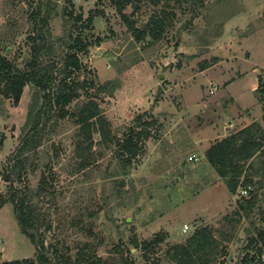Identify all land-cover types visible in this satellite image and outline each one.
Masks as SVG:
<instances>
[{
  "label": "rangeland",
  "instance_id": "obj_1",
  "mask_svg": "<svg viewBox=\"0 0 264 264\" xmlns=\"http://www.w3.org/2000/svg\"><path fill=\"white\" fill-rule=\"evenodd\" d=\"M43 1H49L50 41L55 60H60L66 50L62 42L72 31L62 13L68 3ZM72 1L83 18L94 8L104 11L93 18L91 28L79 27L91 45L79 54L86 68L74 77L116 83L111 94L97 93L94 87L80 89V100L96 98L117 137L139 121L151 122L145 152L122 169L113 149L96 143L83 165L75 148L77 126L65 118L45 130L37 148L19 156L25 159L23 177L9 185L3 176L8 157L29 128L31 104L41 102L29 83L17 105L0 93V197L6 198L13 188L27 194L50 253L56 248L57 254L67 252L74 258L88 243L110 264H121L125 257L145 264L144 251L132 239L141 242L164 231V242L149 257L165 258L169 245L209 225L226 246L219 264H240L245 253L253 252L246 248L249 234L264 226V156L255 160L250 187L257 195L256 206L249 216L239 217L233 212L242 195L228 191L201 151L249 121H258L264 130V96L260 99L258 88L264 85V0L183 4L185 8L174 9L173 24L159 41H136L106 1ZM38 2L0 0V54L20 69L27 68L32 56L30 36L36 29L33 10ZM157 9L146 2L130 18L142 26ZM131 11L128 5L126 12ZM39 58L48 62L45 56ZM191 154L198 159L190 160ZM43 177L45 188L39 191ZM221 233L229 238H221ZM34 256V246L21 232L8 201L0 208V264Z\"/></svg>",
  "mask_w": 264,
  "mask_h": 264
},
{
  "label": "trees",
  "instance_id": "obj_2",
  "mask_svg": "<svg viewBox=\"0 0 264 264\" xmlns=\"http://www.w3.org/2000/svg\"><path fill=\"white\" fill-rule=\"evenodd\" d=\"M99 1H106L114 7L136 41L146 38L159 41L163 38L167 27L173 24L176 7L185 8L183 4L186 3L189 4L188 7H194L197 3H203V0ZM48 2L40 0L33 10L36 29L30 36L33 41L32 56L27 68H18L12 60L0 54V93L5 98L12 99L13 103L17 105L23 88L31 83L41 95V102L33 103L30 106L27 119L29 128L16 148V152L8 157L9 164L3 176L9 185L21 182L23 177L25 159L19 156L37 148L45 130L47 128L48 131L53 130L59 120L70 118L77 126L75 148L76 153L83 157L81 162L83 165L88 164L91 156L86 154H89L97 143L101 146L111 147L120 167L124 169L144 154L145 141L151 135L148 129L151 122L139 121L135 126H130L122 137H117L111 133L109 122L103 115L102 108L96 98L88 95L87 98L80 100L81 93H83L80 89L94 87L97 93L111 94L116 87V83L113 81L99 84L93 82L92 79L79 81L74 77L75 73L86 68L79 54L85 53L91 45L88 38L82 35V30L79 27L91 28L93 18L97 15L102 16L104 11L94 8L89 10L86 18H83L81 11L75 13L73 1L67 0L68 6H64L62 11L66 18L65 25H68L70 21L72 31H76V34L73 35L72 31L67 33L68 40L62 42L63 48L66 49L65 54L60 57V60H55L54 46L50 41V12L46 7ZM146 2L158 9L150 15L145 24L137 26L136 21L130 16ZM128 5L132 6L130 13L126 12ZM40 56H45L48 62L41 63ZM205 67H207L205 64L202 65V69ZM258 88L261 89L259 91L261 92L260 99H262L264 96L263 82L262 86ZM87 92L85 90V93ZM74 100H76L75 104L70 108ZM95 134L99 137L98 141L95 140ZM2 142L3 134L0 135V146ZM261 156H264V130L258 121H253L228 135L213 140L204 151L206 161L224 181L230 193L240 192L242 188L247 189V193L250 192L248 197L242 195L237 201V207L233 212L236 216H249L256 206L257 195L250 187L255 183L252 178L255 160ZM90 164L92 163L90 162ZM45 181V177L41 178L38 186L39 191L44 190ZM8 201L13 205V213L21 232L29 238L34 246L35 256L6 260L3 264H110L97 256L95 248L88 243H84L78 248L74 258L67 252L57 254L56 248L53 253H50L39 232L41 226L39 217L27 194L22 193V190L18 188H13L6 198L0 197V208ZM228 221L233 222L232 218H229ZM165 237L166 233L159 231L151 238L141 242H138L136 238L132 239L134 246H140L144 251L143 257L147 259L145 264H219L222 261L219 259L226 253V246L214 235L213 228L209 225H200L183 242L169 245L165 250V258L158 256L150 260V254L158 249ZM221 238L228 239L229 237L223 234ZM246 248H250L253 252L245 253L240 264H264V226L255 228L254 232L249 234ZM132 261L131 258L125 257L121 264H134Z\"/></svg>",
  "mask_w": 264,
  "mask_h": 264
},
{
  "label": "built area",
  "instance_id": "obj_3",
  "mask_svg": "<svg viewBox=\"0 0 264 264\" xmlns=\"http://www.w3.org/2000/svg\"><path fill=\"white\" fill-rule=\"evenodd\" d=\"M189 159L190 160H197L198 159V156L197 155H195V154H191L190 156H189ZM1 178V177H0ZM240 194L241 195H246L247 194V189H245V188H242L241 190H240ZM186 227H187V225H186Z\"/></svg>",
  "mask_w": 264,
  "mask_h": 264
},
{
  "label": "crops",
  "instance_id": "obj_4",
  "mask_svg": "<svg viewBox=\"0 0 264 264\" xmlns=\"http://www.w3.org/2000/svg\"><path fill=\"white\" fill-rule=\"evenodd\" d=\"M237 99V98H236ZM238 101V100H237ZM238 103H239V106L241 107V105L243 106V103H240L239 101H238ZM242 108V107H241ZM254 121V120H253ZM253 121H251V122H253ZM239 122H240V120H239ZM250 121L249 122H247V123H244L243 125H241L240 126V128H242V127H244V126H246V125H248V124H250L251 123ZM239 128V129H240ZM224 135V134H223ZM223 135H221V137L223 136ZM216 137H219V136H214V138H216ZM208 147V145L205 147V148H207ZM205 150V149H204ZM204 150L203 151H201V154H202V156H204Z\"/></svg>",
  "mask_w": 264,
  "mask_h": 264
}]
</instances>
